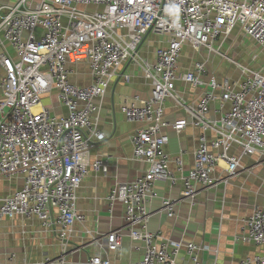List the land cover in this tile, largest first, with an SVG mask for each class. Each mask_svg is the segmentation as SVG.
Masks as SVG:
<instances>
[{"label": "built area", "instance_id": "2783aa9c", "mask_svg": "<svg viewBox=\"0 0 264 264\" xmlns=\"http://www.w3.org/2000/svg\"><path fill=\"white\" fill-rule=\"evenodd\" d=\"M235 30L257 46L247 64L220 50L219 42ZM150 34L168 37L167 45L156 49L154 63L140 56ZM5 42L16 56L0 54V178L21 176L23 184L0 196V220L37 218L56 235L60 247L56 257L24 264H71L75 225L85 222L78 189L90 170L109 172L107 161L91 158V150L107 138L99 128L101 106L95 100L105 96L128 63L137 64L152 85L146 98L134 96L122 106L126 119L139 123L131 136L133 158L148 167L134 181L117 182L107 203L109 208L122 205L128 235L143 244L137 264H184L183 249L186 264H202L198 252L207 248L150 231L148 204L158 196V180L174 185L181 179L182 195L194 205L201 189L219 182L218 167L223 165L232 177L244 157L264 158V61L258 63L264 56V0H13L3 5L0 0V43ZM186 45L219 54L238 68L240 77L220 78L204 60L179 73ZM82 61L89 65L92 80L86 86L71 82L73 65ZM123 77L129 81L128 75ZM179 80L202 89L194 103H186L176 89ZM53 91L67 109L64 116L42 102ZM167 100L186 116L168 120ZM216 102L220 106L212 115ZM188 127L200 131L198 146L187 175L181 156L174 158L183 172L178 177L168 167L167 132ZM162 206L168 217L176 216L173 199L163 198ZM236 239L264 244V207L254 206ZM97 240L106 251H116L122 234L111 231ZM14 259L11 254L6 264ZM91 263L113 264L101 256ZM235 264H264V253Z\"/></svg>", "mask_w": 264, "mask_h": 264}, {"label": "crops", "instance_id": "0c3cea01", "mask_svg": "<svg viewBox=\"0 0 264 264\" xmlns=\"http://www.w3.org/2000/svg\"><path fill=\"white\" fill-rule=\"evenodd\" d=\"M12 2L13 0H1V5ZM237 34L243 36L242 43L244 38L248 39L235 30L219 42L222 53L231 54L235 48ZM167 43V36L150 34L140 48L141 58L154 63L156 49L166 46ZM4 51L15 58V52L7 42L0 43V54ZM251 51L252 48L248 49L247 55H250ZM238 54L236 57L232 54L231 56L237 60ZM199 60L207 61L210 71L220 78L229 76L236 80L240 77L238 68L219 54L196 52L189 45L182 51L179 73L190 70L194 62ZM73 67L71 82L82 86L91 84L89 65L85 61ZM3 75L4 70L0 64V77ZM123 75H128L129 81H126ZM151 87V81L144 76L141 68L135 63H128L121 68L105 96L95 100V103L101 106L99 128L107 138L91 150V158L107 161L109 172L103 174L90 170L78 189L77 205L79 211L85 215V222L75 225L73 246L69 254L71 264H92L91 259L95 256L109 259L113 264H137L143 258L142 242L132 240L128 235L122 205L117 203L113 208H109L106 198L117 182L134 181L141 177L148 167L147 163L133 158L131 136L139 123L128 121L122 106L134 96L146 98ZM176 89L186 103H194L203 92L200 88L186 85L182 80L176 83ZM42 102L57 116L67 114V109L60 103L56 91L44 95ZM219 106V102L212 104L210 113L214 115ZM165 107L166 118L170 121L186 116L184 109L172 100H167ZM167 133L169 142L165 151L171 158L168 167L178 177H181L183 172L187 175L194 163V151L198 146L200 131L188 127L181 133L171 129ZM179 156L183 161V172L174 161V158ZM241 164L238 173L232 177L223 165L218 167L216 176L219 182L210 188L201 189L194 205L183 197L184 186L181 179L174 185L165 180L156 181L154 190L158 196L148 204L150 231L159 233L162 239H183L207 248L198 252L202 264H235L248 255L264 253V244H249L236 239L241 232L243 220L252 214L254 206L264 207V158L258 155L246 156ZM22 184L21 176L0 178V196L11 195ZM163 198L176 202L177 212L174 218L167 216L162 206ZM111 231L122 234L121 247L116 251H106L99 245L101 241L97 240ZM59 251L56 235L44 228L37 218L17 216L0 220L2 263L6 264L7 257L11 254L15 255V259L10 264H24L42 260L47 256L56 257ZM184 253L183 249L180 262L186 264Z\"/></svg>", "mask_w": 264, "mask_h": 264}, {"label": "rangeland", "instance_id": "374dc122", "mask_svg": "<svg viewBox=\"0 0 264 264\" xmlns=\"http://www.w3.org/2000/svg\"><path fill=\"white\" fill-rule=\"evenodd\" d=\"M236 37L237 38L235 40V48H234V50H232L231 54L234 57H236L237 53H239L237 61L242 63V64H247L249 62L251 55L255 52V49L257 50V46L253 41L251 42V40L249 41V39H245V38H244L243 43H242V39H243L242 35L237 34ZM241 44L244 46L242 47ZM250 48H252V51L250 52V55H247L248 49H250ZM231 54H228V56L234 59V57L231 56ZM261 59H262V61L260 60L258 63H262L264 61L263 55H261Z\"/></svg>", "mask_w": 264, "mask_h": 264}]
</instances>
